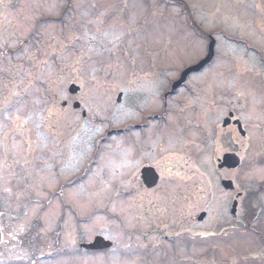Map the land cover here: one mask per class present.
<instances>
[{
    "label": "flooded vegetation",
    "instance_id": "af4514ba",
    "mask_svg": "<svg viewBox=\"0 0 264 264\" xmlns=\"http://www.w3.org/2000/svg\"><path fill=\"white\" fill-rule=\"evenodd\" d=\"M65 1L67 4L56 11L59 0H0V150L2 154L4 149L10 151L9 139L22 130L25 156L29 159L36 151L40 166H50V170L41 171L38 180L42 177L51 183L44 193L59 203L53 249L38 244L39 254L32 264L49 253L56 264H168L175 253L176 261L184 253L193 264H249L248 258L264 262V223L258 228L256 218L250 220L252 213H264V176L257 183L252 177L249 187L241 191L234 178L238 169H217L222 156L235 154L241 159L240 166L264 171V41L259 50L255 48L258 69H254L252 80L244 79L251 64L244 58V63L232 64L229 53L222 52L215 39L211 62L177 82L183 70L204 57L211 40L193 9L202 8L207 0ZM129 1H133V20L124 16ZM256 7L263 13V38L264 0ZM95 12L102 16L98 28L120 26L116 63L98 64L99 68H91V76L79 81L60 84L55 76L47 80L45 89L40 80H33L31 87L36 92L29 95L28 80L23 78L28 60L34 65L39 61L43 67L44 55H49L51 64H46L53 65L58 51L52 31L63 28L68 18L82 14L88 19ZM20 30V40L12 45L11 33ZM223 38L225 43L235 40ZM113 46L109 44L111 49ZM193 49L197 59L183 63L184 53ZM217 57L226 60L225 68L212 78H203ZM56 68V64L51 67ZM234 79L239 97L246 102L244 108L255 114L242 122L243 137L235 123L238 116L232 98L237 88L230 85ZM71 84L79 88L75 94L69 92ZM35 121L36 128L51 137V144L32 142ZM92 131L93 141L84 140L77 150L71 141ZM206 140L215 145L212 173L202 168ZM103 152L106 159L100 164ZM77 154H84L80 162ZM11 163L8 160L10 171ZM96 167L95 182L104 188L86 185ZM17 170L14 173L27 187L32 185L33 169L25 163ZM224 180L231 181L233 188L224 189ZM7 183L9 187L0 190L1 197L22 193L14 177ZM78 185L86 188L75 192ZM92 196L116 198L123 204L115 216L101 212L104 223L111 220L113 226L94 230L88 221L92 211L88 214L82 206L77 209L75 197L88 203ZM106 201L104 205L109 204ZM207 221L208 227L203 226ZM236 223L256 237L253 248L234 252L227 237L235 232ZM220 235L225 238L218 239ZM95 237L104 238L111 246L100 251L82 246Z\"/></svg>",
    "mask_w": 264,
    "mask_h": 264
},
{
    "label": "rangeland",
    "instance_id": "374dc122",
    "mask_svg": "<svg viewBox=\"0 0 264 264\" xmlns=\"http://www.w3.org/2000/svg\"><path fill=\"white\" fill-rule=\"evenodd\" d=\"M111 0H107L110 2ZM208 3L204 4L202 8L193 7L195 9L194 13L198 17L197 20H200L202 30L209 32L212 37H215L217 42L220 44L222 52H229V57L232 61V64L236 63L237 59H245L251 64L252 69H258V60L254 56L255 52L260 49L261 44H263L264 36L261 35V25H260V15L257 11L256 2L259 0H207ZM133 1H129L128 7L124 13V16L130 20H133L135 17L134 7L132 5ZM100 4L105 3L104 0L99 2ZM67 2L65 0H59V3L56 7V11H60ZM109 4V3H108ZM54 5V1H52ZM102 16L100 12L93 13V16L88 19L85 18L82 14L79 17H72L66 19L65 26L60 28L59 26L54 29L53 36L57 38L55 43L58 53L54 56V64L57 65L56 71L51 69L53 65L47 66V62L50 63L49 55H44V65L41 67L39 61L31 63V60H28L29 63L26 64L25 69L28 70L23 78L28 80L27 88H29V95L33 96V93L36 90L31 87L35 84L34 81L40 80L42 88H47V80L56 76L60 80V84L66 80H81V78H88L93 74L91 68H99L104 61L112 62L115 61L116 55L115 50L118 49V44L121 41L120 26L113 28H98V23L101 21ZM59 28V30H58ZM22 30L14 34L12 32L11 44L16 45L18 40H20V33ZM223 36L233 37L235 40L231 43H225ZM262 38V39H261ZM55 42V41H54ZM200 41H196L198 44ZM109 44H113L114 47L111 49ZM252 46L248 48V46ZM103 48H106V52L103 51ZM255 48L257 50H255ZM119 51V50H118ZM196 50H187L184 53L183 63L189 64L196 60ZM259 54H257L258 56ZM112 59L111 61H109ZM244 60V62H245ZM243 63V61H242ZM51 64V63H50ZM100 64V65H98ZM226 60L222 57H217L213 64L210 65L202 74L203 78H212L215 76L218 70L225 68ZM17 71L19 69H16ZM21 75V76H22ZM256 72L254 70L245 71L246 80H252ZM243 79V80H244ZM39 83V84H40ZM236 85L237 92L236 96L232 99L235 101L236 115L241 122L247 123L249 119L254 117V112L250 113L247 109L244 108L246 102L243 97H239L238 93V83L234 81L230 85ZM29 118V117H27ZM28 120V119H27ZM31 120V119H29ZM16 123L12 125L14 127ZM36 121L33 122L32 128L33 131L30 132L32 136V142L38 143L41 142L44 145L51 144L53 141L51 137H48L41 130L36 128ZM19 130L17 134L12 136L9 139L10 151L4 149V154L0 150V190L4 191L9 187L7 180L11 177H14V182H18V187H22L19 195L16 197H1L0 196V264H32L34 257L38 254V244H43L45 250L53 249V238L55 226L54 222L56 220V214L58 204L56 199L50 197V194L44 193V190L47 187H52L51 183L48 180H44L42 177L38 180V176L41 171L50 170V166H40V163L37 161L38 153L34 151L33 156L27 159V156L24 154L23 145V135L20 134ZM206 135V134H205ZM95 135L92 131L89 136L79 135L75 137L71 143L76 145L78 150L83 146L84 140L87 142L93 141ZM207 137V135H206ZM236 137H239L238 134ZM207 139V138H206ZM5 139L3 143H6ZM207 141V142H206ZM205 141V147L202 155L203 162V172L212 173V170L215 168L212 163V156L214 154L215 145L211 144L208 140ZM4 145V144H3ZM3 147V146H0ZM38 147H36L35 150ZM91 150V148H90ZM89 146L87 147L88 153H90ZM77 153V152H76ZM76 161L79 162L84 157V154H77ZM10 156V157H9ZM106 155L103 152L100 155L98 162L103 164L105 162ZM8 160H11L12 171L8 167ZM29 169H33V179L32 185L27 187V182H23L17 173H14V169H20L22 164H25ZM77 163L76 171L79 170ZM82 167V166H81ZM166 167L164 166L162 170L164 171ZM17 170V171H18ZM97 167L93 169V172L88 176L86 185L92 186V188H104L100 187L99 183L95 182V174ZM168 170V169H167ZM113 171V170H112ZM166 171V170H165ZM13 173V175H11ZM82 173V172H80ZM260 169L254 171L247 170L245 166H241L236 170L234 178L238 183V187L241 191L246 190L249 187L251 178L253 183H257L263 179V174L259 175ZM114 176V172L111 173ZM96 183V184H95ZM103 185V183H101ZM95 186V187H94ZM85 186L78 185L75 186V192L81 191ZM73 188V189H74ZM86 188V187H85ZM75 196V195H74ZM93 198L88 200V203H83L81 197H75L77 209H81L79 206L84 207L89 215V225L91 228L99 229L101 225L106 227L113 226V221L108 220V224L104 223L101 212L109 213V217L115 216V213L121 209L123 204H121L116 198H108L100 196H92ZM108 205H104L107 203ZM131 199H126L130 201ZM108 206V207H107ZM105 207V208H104ZM102 209H106L101 211ZM61 210V209H60ZM59 211V210H58ZM94 211V213H93ZM220 211L218 210V217H220ZM220 220L222 218H219ZM264 223V213L258 215L256 225ZM208 221L204 223L203 226L208 227ZM261 227V226H260ZM235 232L231 233L227 239L232 242L234 252H242V250L247 247V250L254 247L252 240H255V237L249 235L247 228L242 224L236 223L234 225ZM259 228V227H258ZM240 230V231H239ZM131 236H128L130 238ZM218 239L225 238L223 235L217 237ZM228 253V252H227ZM178 253H175L171 257L169 256L168 264H193L189 263L188 258H185V254H180L179 261H176V256ZM239 254L236 253V256ZM90 260H88L89 262ZM249 264H260L259 261H254L248 258ZM33 264H56L53 260H42ZM164 264V263H162Z\"/></svg>",
    "mask_w": 264,
    "mask_h": 264
},
{
    "label": "water",
    "instance_id": "95a60500",
    "mask_svg": "<svg viewBox=\"0 0 264 264\" xmlns=\"http://www.w3.org/2000/svg\"><path fill=\"white\" fill-rule=\"evenodd\" d=\"M212 47H213V40L209 44V49H208V53H207L206 57L204 59H202L201 61H199L195 66L186 69L184 71L182 77H181V80L184 78V75L186 73H188L192 70L201 69L204 65H206L211 60V58L213 56ZM76 89L77 88L72 87L70 89V91L72 93H75ZM238 165H239V158L233 154H231V155L229 154V155L223 156V163L221 165H219V168L224 167V166H226L227 168H235ZM222 184L227 189L231 188V182H229V181H223ZM232 208H233L232 210L235 209V204H233ZM201 216H203V215H201ZM108 246H110V244L107 242H104L103 239H101V238H96L93 243L85 245V247L89 248V249H103V248H106Z\"/></svg>",
    "mask_w": 264,
    "mask_h": 264
},
{
    "label": "bare ground",
    "instance_id": "6f19581e",
    "mask_svg": "<svg viewBox=\"0 0 264 264\" xmlns=\"http://www.w3.org/2000/svg\"><path fill=\"white\" fill-rule=\"evenodd\" d=\"M106 63H113V62H106Z\"/></svg>",
    "mask_w": 264,
    "mask_h": 264
}]
</instances>
